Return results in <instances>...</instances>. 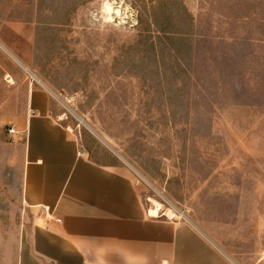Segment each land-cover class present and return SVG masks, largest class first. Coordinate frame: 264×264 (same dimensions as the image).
Instances as JSON below:
<instances>
[{
	"label": "rangeland",
	"instance_id": "obj_1",
	"mask_svg": "<svg viewBox=\"0 0 264 264\" xmlns=\"http://www.w3.org/2000/svg\"><path fill=\"white\" fill-rule=\"evenodd\" d=\"M0 41L56 118L129 163L145 210L264 264V0H0ZM38 87L0 48V264L49 219L21 202L18 125Z\"/></svg>",
	"mask_w": 264,
	"mask_h": 264
},
{
	"label": "crops",
	"instance_id": "obj_2",
	"mask_svg": "<svg viewBox=\"0 0 264 264\" xmlns=\"http://www.w3.org/2000/svg\"><path fill=\"white\" fill-rule=\"evenodd\" d=\"M32 89L18 125L21 202L60 223L26 232L16 264H237L204 227L151 217L132 170L56 118L44 88Z\"/></svg>",
	"mask_w": 264,
	"mask_h": 264
},
{
	"label": "bare ground",
	"instance_id": "obj_3",
	"mask_svg": "<svg viewBox=\"0 0 264 264\" xmlns=\"http://www.w3.org/2000/svg\"><path fill=\"white\" fill-rule=\"evenodd\" d=\"M116 4V3H115ZM102 10H103V13L105 14V17L108 19V20H112V15L115 14V15H119V10H114L113 6L111 3L109 2H104L103 3V7H102ZM127 11V9H126ZM126 13V12H125ZM0 48L8 55L10 56V58L18 65L21 67V69L23 71L26 72V74L30 77L31 81L35 82L36 84H38L40 87L44 88L45 91H47L54 99L58 100V97L55 95V93L50 90L44 83H42L29 69L27 68H24L20 62L18 60H16L15 58H13L7 51V49L2 45L0 44ZM80 122H84L82 119H80ZM95 134V136H97L99 138V136L93 132ZM99 140H101L102 143H104L107 147H109V144H107L106 142H104L103 139L99 138ZM110 148V147H109ZM118 156V155H117ZM124 163H127L126 166H129L128 162L121 158L120 156H118ZM131 166H129L130 168ZM131 169V168H130ZM147 203L150 204V208H149V215L151 217H156V218H159V217H165L166 219H171V220H175V218H182L186 221H189L191 222V219L184 215L183 213H178L174 208L172 207H169V208H166V209H163V205L155 200H152V199H147L146 200Z\"/></svg>",
	"mask_w": 264,
	"mask_h": 264
},
{
	"label": "built area",
	"instance_id": "obj_4",
	"mask_svg": "<svg viewBox=\"0 0 264 264\" xmlns=\"http://www.w3.org/2000/svg\"><path fill=\"white\" fill-rule=\"evenodd\" d=\"M48 221H53V222L56 223V224H59V223H60V220H59V219H52V218H49V219H47L46 222H48Z\"/></svg>",
	"mask_w": 264,
	"mask_h": 264
}]
</instances>
